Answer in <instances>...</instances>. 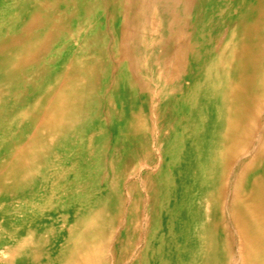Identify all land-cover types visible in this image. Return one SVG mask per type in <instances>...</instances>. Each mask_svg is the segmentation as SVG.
<instances>
[{
  "label": "bare ground",
  "instance_id": "bare-ground-1",
  "mask_svg": "<svg viewBox=\"0 0 264 264\" xmlns=\"http://www.w3.org/2000/svg\"><path fill=\"white\" fill-rule=\"evenodd\" d=\"M13 7L0 31V184L53 166L68 181L85 169L75 153L90 161L85 183L108 177L98 197L74 192L67 253L44 264H264V0ZM43 251L25 248L22 263Z\"/></svg>",
  "mask_w": 264,
  "mask_h": 264
},
{
  "label": "rangeland",
  "instance_id": "rangeland-1",
  "mask_svg": "<svg viewBox=\"0 0 264 264\" xmlns=\"http://www.w3.org/2000/svg\"><path fill=\"white\" fill-rule=\"evenodd\" d=\"M14 4H15V0H0V31L4 29L6 30L9 29L11 22L14 21V16L12 14L10 15L8 14L9 11L13 13L12 10L14 9L13 7ZM164 8H165L164 5L159 3L153 6V10L155 9L157 12H160ZM6 136H7L6 128L1 126L0 150L4 146V141L6 139ZM65 155L66 153L64 151L59 152L55 155V158H62ZM72 155H74V153ZM75 156H76V160L75 162L71 163V165L74 167L82 166L80 167V170L83 167H85V169L83 172L81 171L82 173H80V175L77 174L72 175L68 181H62V182L60 181L59 177L63 174L66 175L65 173L67 171V167H59V166H53L48 170L40 171L37 174L39 179L37 182L26 183L21 188L17 186L16 183L12 180L4 179L2 181V183L0 184V254H1L0 260L1 261H5L10 264H15V262L16 264H23L22 263V261H24L23 259L28 257V254L32 255L30 252L28 253L25 252V248L28 247L33 248L39 246L44 250L43 255L40 256V258H38V261L42 264H44V262L47 263V261L44 260H46L45 255L49 253H53V257L56 256V254L61 256L62 254L65 255L67 253L66 249L65 248L63 249L62 246L65 244L64 240L67 237L64 231H68V230L67 229L64 230L61 226L66 225L67 227L72 225L71 222H65V220L71 219L73 212L76 210L75 209L76 202L72 195L74 194L75 191H81V189L84 188L87 189L91 187V185H94V187L96 188L94 189L93 197L94 196L98 197L101 192V188H99V185L103 186L104 184H106L105 183L106 180H108V177L104 174L103 177H100L101 181L96 180L93 184L91 183L88 184V182L85 183L84 182L85 175L89 174V169H87V163H89L90 161L85 160L84 156H81L78 153H75ZM2 160L4 161V159ZM83 164L85 166H83ZM60 173L62 174L59 175ZM137 180L138 178H134L133 181L136 182ZM108 185L109 182L107 183V186ZM61 196H63V199L59 200ZM47 197H49L50 199H48ZM63 203L68 204L70 208H72L70 209L71 212L68 215H63L61 213V208H62L61 205ZM93 204L94 203L92 202L91 203L87 202L83 204V207L85 209H89L92 206H94ZM38 206H40L39 207L40 209L38 208ZM191 217L192 219L186 218L184 225L182 227H179L178 230L180 231V236L178 237L179 240H184L185 242H188L186 238L189 239L190 237H192L193 227L194 225L197 224L199 219L193 216ZM52 221L57 226L46 230L37 228V226L40 225H48L49 222L51 223ZM111 224L112 223H110V226ZM124 226H125V222L123 221L121 224H119L116 227V230L115 229L114 230L123 231ZM107 228L110 229L111 227H107ZM18 247H20L19 252H18ZM33 257L36 259L38 256L33 255Z\"/></svg>",
  "mask_w": 264,
  "mask_h": 264
}]
</instances>
